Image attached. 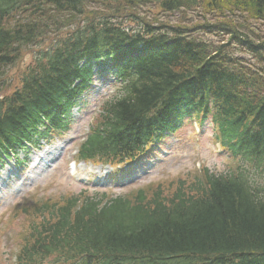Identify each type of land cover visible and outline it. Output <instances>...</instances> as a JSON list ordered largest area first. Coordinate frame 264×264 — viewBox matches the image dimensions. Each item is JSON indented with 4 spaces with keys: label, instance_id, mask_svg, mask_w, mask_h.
Returning <instances> with one entry per match:
<instances>
[{
    "label": "trees",
    "instance_id": "1",
    "mask_svg": "<svg viewBox=\"0 0 264 264\" xmlns=\"http://www.w3.org/2000/svg\"><path fill=\"white\" fill-rule=\"evenodd\" d=\"M189 13L196 23L161 19ZM49 34L0 95V159L64 130L99 65L117 69L119 89L80 159L132 161L193 114L211 117L238 165L124 196L36 201L17 264H264V0H0V76Z\"/></svg>",
    "mask_w": 264,
    "mask_h": 264
},
{
    "label": "rangeland",
    "instance_id": "2",
    "mask_svg": "<svg viewBox=\"0 0 264 264\" xmlns=\"http://www.w3.org/2000/svg\"><path fill=\"white\" fill-rule=\"evenodd\" d=\"M153 10L157 12L155 8ZM187 15L189 16L186 19H181V15H161V19L172 23L179 22L180 20H183L185 24L196 23L198 19L196 15L190 13ZM53 35L49 34L45 42L40 46L25 47L22 56L18 59L15 66L1 70L0 95L8 94L20 85L19 72L33 61L34 53L40 47L47 46L51 42V39L54 38ZM107 83H103V85L96 83L93 92H97L99 87L103 91L109 90L111 86ZM92 108L90 107L87 111H91ZM87 111L80 112L79 116L75 114L68 129L69 131L61 139V141L64 140L61 142L62 145L65 146L66 144V148L69 146L72 148L71 151L66 152L58 166H56V162L54 169L53 166L40 173L35 168L38 161L36 160V154H33L31 156V159L33 157V161L30 160L31 165L27 172V175H31V177L25 180L23 184L20 182L15 187L10 185L12 189L6 188V199L3 203H0V264H14L15 262L18 241L25 221H12V219L18 206H21L25 202H32L24 200L23 197L26 194L35 196L33 200L43 197H57L61 194L69 195L79 193L83 190H86L91 195L94 193H105L107 196H111L130 192L150 182L165 181L166 179L181 175H187L190 178L199 176L198 172L200 167L204 166L217 172L225 171L234 166V163L228 158L227 154H219V144L213 140V132L208 121L205 122L201 133H197V129H194V125L188 121L178 131L177 138H171L159 150L158 155L152 160L143 163L141 168L132 169L126 175H123V173H115L112 175L114 172H119L118 170L120 169L107 166L91 167L89 164H77V168L71 173L76 178L75 182L69 176L70 174H68L69 169H67L65 161L72 159L74 151L73 145L86 132V124L93 116L89 115L90 113H86ZM49 149H45L42 154L44 152L47 154V150ZM128 179H135V181L130 184L125 183Z\"/></svg>",
    "mask_w": 264,
    "mask_h": 264
}]
</instances>
